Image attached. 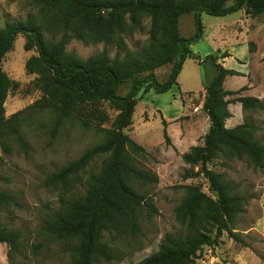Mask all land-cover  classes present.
<instances>
[{
  "label": "trees",
  "instance_id": "16d2710c",
  "mask_svg": "<svg viewBox=\"0 0 264 264\" xmlns=\"http://www.w3.org/2000/svg\"><path fill=\"white\" fill-rule=\"evenodd\" d=\"M32 1L41 8L39 17L0 27V146L5 148L6 140L12 138L24 144L22 125L39 112L51 111L57 128L88 101L102 99L119 111L112 126L102 128L100 143L46 178V184L63 192L59 206L45 218L43 229L70 242L72 264H97L114 257L106 234H136L140 232L142 211H157L138 185L156 183L159 176L140 166L138 157L148 152L125 131L133 122L137 95L152 88L158 93L168 91L185 60L197 57L192 44L204 34L203 12L221 16L245 9L255 16L264 12V0ZM184 14L194 17L195 31L190 36L180 32ZM145 19H149L148 38L141 47L130 49L126 37L143 29ZM19 34L26 39L25 49L38 52L26 68L39 74L43 94L28 109L6 116L4 104L15 82L3 70L2 61ZM73 38L86 44L104 42L117 52L111 56L104 48L80 58L66 49ZM208 57L217 70L205 87L202 105L210 119L209 130L204 143L192 146L182 157L186 163L199 166L197 171H186L184 177L202 173L214 196L200 185H184L186 195L176 208V218L185 232L166 235L156 252L133 264H195L197 252L216 243L224 231L239 239L233 229L243 197L232 193L222 174L211 169L209 163L216 158L248 157L259 164L264 159V145L252 136L250 125L226 126L232 101L240 102L244 109L264 107V101L256 96L228 98L238 91L226 89L225 79L240 73L218 62V57ZM166 64H172V69L167 80L160 82L154 70ZM128 83L129 90L121 95L120 88ZM164 136L170 142L166 129ZM97 158H102L99 170L83 178L84 169ZM80 185L83 191L75 192ZM12 204H16L14 196L0 190V210ZM20 239L19 230L7 228L0 220V242L15 251L20 248Z\"/></svg>",
  "mask_w": 264,
  "mask_h": 264
},
{
  "label": "rangeland",
  "instance_id": "374dc122",
  "mask_svg": "<svg viewBox=\"0 0 264 264\" xmlns=\"http://www.w3.org/2000/svg\"><path fill=\"white\" fill-rule=\"evenodd\" d=\"M41 8L32 0H0V27L7 22L39 17ZM204 34L192 44L196 58H187L170 89L158 93L154 88L141 91L132 124L125 130L131 139L148 152L138 157L141 167L156 173L159 181L138 185L157 211L144 209L140 217V232L128 235L108 233L105 240L114 257L97 264H133L159 249L166 235L185 232L176 218V208L186 195L184 185L197 184L208 195V179L199 173L185 178L186 171H197L183 159L194 145L203 144L210 119L203 110L205 87L217 70L209 55L218 57L224 66H233L239 75H228L224 86L238 91L229 95L256 96L264 101V12L251 15L245 9L226 15L203 12ZM149 19L144 28L126 37L130 49L141 47L148 38ZM195 31L194 17L184 14L180 32L190 36ZM48 35V34H47ZM25 37L19 34L2 61V68L15 82L4 104L6 116L26 110L43 94L39 74L26 68L27 62L38 56L36 49H25ZM107 48L114 56L117 49L104 42L86 44L73 38L66 49L80 58H87ZM228 54V56H224ZM124 55V52L121 53ZM172 64L154 70L160 82L167 80ZM129 83L120 88L124 95ZM231 116L227 127L247 123L252 136L264 145V107L244 109L238 101L229 104ZM118 110L108 101L96 99L79 106L73 116L55 127L49 110L33 115L23 123L24 144L15 139L0 146V190L10 192L16 204L0 210V220L9 229L21 233L19 250L11 251L0 242V264H72V245L49 235L44 229L45 218L58 206L62 188L46 184L52 172L79 157L89 147L103 140L102 128L112 126ZM26 112L25 114H28ZM165 121V123H164ZM166 129L170 142L164 136ZM102 158L93 160L82 172L83 178L99 170ZM209 167L222 174L232 193L243 197L241 210L234 223L239 239L224 231L213 245L197 252L195 264H264V159L256 164L248 157L216 158ZM75 192H82L80 185Z\"/></svg>",
  "mask_w": 264,
  "mask_h": 264
},
{
  "label": "crops",
  "instance_id": "0c3cea01",
  "mask_svg": "<svg viewBox=\"0 0 264 264\" xmlns=\"http://www.w3.org/2000/svg\"><path fill=\"white\" fill-rule=\"evenodd\" d=\"M226 67V66H225ZM227 68H232V69H235L233 66H228ZM235 70H237V69H235ZM238 71V70H237Z\"/></svg>",
  "mask_w": 264,
  "mask_h": 264
}]
</instances>
